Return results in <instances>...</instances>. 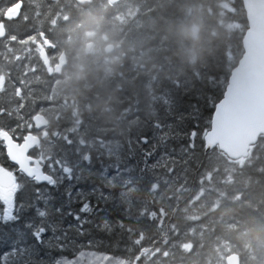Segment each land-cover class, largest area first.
<instances>
[{"label":"trees","instance_id":"1","mask_svg":"<svg viewBox=\"0 0 264 264\" xmlns=\"http://www.w3.org/2000/svg\"><path fill=\"white\" fill-rule=\"evenodd\" d=\"M229 1L86 4L96 6L89 14L93 26L127 57L110 62L104 77L97 64V75L76 88L77 115L59 111L56 89H27L26 102L18 98L16 122L0 120V131L21 142L34 131L35 112L48 118L31 155L52 176L45 183L27 177L5 154L0 135V165L15 184L9 197L0 189L3 216L11 214L15 194L20 217L0 226V247L16 241L43 254L63 245L44 264L82 252L131 264H225L237 252L241 264H264V135L238 160L218 147L206 151L203 139L212 117L207 97L221 99L243 54L246 12L242 0L225 7ZM29 222L32 231L48 230L47 248L34 244L24 227ZM0 264H18V258L0 257Z\"/></svg>","mask_w":264,"mask_h":264},{"label":"flooded vegetation","instance_id":"2","mask_svg":"<svg viewBox=\"0 0 264 264\" xmlns=\"http://www.w3.org/2000/svg\"><path fill=\"white\" fill-rule=\"evenodd\" d=\"M51 1L41 8L26 0H0V120L7 117L10 124L18 118V98L19 104L26 102L27 89H56L63 107L59 111L67 109L77 115L75 102L80 90L76 88L86 86L88 79L97 75V64L104 77L110 62L127 57L120 47L106 51L112 42L108 33L98 32L92 24L89 14L96 6L86 5L92 0ZM18 4L9 17L8 10ZM90 43L92 48L88 47ZM30 127L34 129L33 124ZM41 131L43 136L47 127ZM6 132L1 130L0 135Z\"/></svg>","mask_w":264,"mask_h":264},{"label":"water","instance_id":"3","mask_svg":"<svg viewBox=\"0 0 264 264\" xmlns=\"http://www.w3.org/2000/svg\"><path fill=\"white\" fill-rule=\"evenodd\" d=\"M19 6L11 7L8 16L11 17ZM243 6L248 23L242 38L243 54L231 70L223 96L203 137L206 151L218 147L232 160L247 157L264 135V0H243ZM112 49L114 45L106 46L107 52ZM33 122L38 131L49 124L43 114H36ZM3 140L9 160L14 161L22 173L40 183L51 182L52 176L44 171L42 164L29 156L41 141L39 135L29 132L19 143L6 132ZM2 180L11 182V177ZM225 264H241L239 253L227 254Z\"/></svg>","mask_w":264,"mask_h":264},{"label":"snow or ice","instance_id":"4","mask_svg":"<svg viewBox=\"0 0 264 264\" xmlns=\"http://www.w3.org/2000/svg\"><path fill=\"white\" fill-rule=\"evenodd\" d=\"M207 102L212 105L211 113L214 114L215 110H216V106L219 103V99L213 98L212 96H208ZM197 127H198L197 125H194L192 127L191 131L189 132V136L193 140L195 139V133H196ZM145 142H147L146 138H145ZM5 154H7V153H5ZM13 163H15V162L13 161ZM0 167H3V165H0ZM14 175H15V173H14ZM68 179L71 180L72 177L69 176ZM40 182L41 181H39V180L36 181V183H40ZM19 191H20V187L18 185L16 192H19ZM38 194H39V190L37 189V195ZM17 203L18 202L16 201L15 194H14L13 195L12 212L9 216L5 217V216H3V209H4L5 205H4L3 201H0V226H5V225L15 223L16 221H18L20 219V217L18 215V209L16 206ZM20 206L21 207L23 206L22 202H20ZM84 208H85V204L83 202H81L80 211H83ZM68 214L71 215L74 220H79V218H80L79 213L69 212ZM24 227L30 229L31 239L35 245L44 246L47 248V245L45 244V234L48 231L47 229H43L41 227L39 232L32 231L30 222L25 223ZM28 248H29L28 245H24V244L17 245V242L13 241L7 248L0 247V257L13 256L14 255L18 258V264H44L45 259L47 257L51 256L52 251H57V252H61V253L65 251L63 245H61L58 249H48V251H46L43 254H39L38 252H36V253L29 252ZM55 259H56V257H53L50 264H54Z\"/></svg>","mask_w":264,"mask_h":264},{"label":"rangeland","instance_id":"5","mask_svg":"<svg viewBox=\"0 0 264 264\" xmlns=\"http://www.w3.org/2000/svg\"><path fill=\"white\" fill-rule=\"evenodd\" d=\"M113 1H116V0H113ZM113 1L111 0V2H113ZM231 1L232 0H230L228 3H223V4L225 5V7H230L232 5V3H230ZM108 44H112V45H114L115 49L116 48L118 49L117 43H108ZM36 114H42V113L38 112ZM36 114L33 115V118ZM33 118H32V124L34 123ZM210 124H211V121H210ZM33 127H34V125H33ZM34 129H35V127H34ZM208 129H206L204 131V134ZM35 131L36 132H33V133L39 135L40 139H41L42 138V131H38L36 129H35ZM3 135H4V133L1 135L2 140H3ZM3 143H4V140H3ZM40 143H41V141H40ZM4 146H5V143H4ZM5 150H6V146H5ZM30 157L33 159H36L39 163H42L39 158L33 157V156H30ZM7 176H11V174L8 171H5L3 168L0 167V189H1V191L5 197H9L11 195V193L13 192V189L15 187L14 183H12L13 182L12 176H11L12 177L11 182H7V183L3 182L2 179H5V177H7ZM56 264H131V263L129 261L119 259V258L110 256L108 254H102V253H97V252H82V253L78 254L76 257L71 258V259L70 258L60 259L56 262Z\"/></svg>","mask_w":264,"mask_h":264},{"label":"bare ground","instance_id":"6","mask_svg":"<svg viewBox=\"0 0 264 264\" xmlns=\"http://www.w3.org/2000/svg\"><path fill=\"white\" fill-rule=\"evenodd\" d=\"M88 42H89V41H88ZM88 42H87V43H88ZM92 43H93V42H92ZM91 46H92V45H91ZM90 48H92V47H90ZM88 50H89V49H88Z\"/></svg>","mask_w":264,"mask_h":264}]
</instances>
